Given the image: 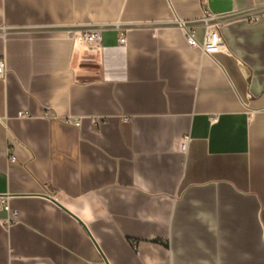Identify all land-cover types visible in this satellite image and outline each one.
<instances>
[{"label": "crops", "instance_id": "obj_1", "mask_svg": "<svg viewBox=\"0 0 264 264\" xmlns=\"http://www.w3.org/2000/svg\"><path fill=\"white\" fill-rule=\"evenodd\" d=\"M207 3L0 0V264H264V0Z\"/></svg>", "mask_w": 264, "mask_h": 264}, {"label": "built area", "instance_id": "obj_2", "mask_svg": "<svg viewBox=\"0 0 264 264\" xmlns=\"http://www.w3.org/2000/svg\"><path fill=\"white\" fill-rule=\"evenodd\" d=\"M202 3L204 14L200 21L201 27L204 29L203 41H198L195 37L194 31L190 30V27L186 26L184 22H180V26L185 30L188 42L191 46L200 48L201 51L206 55L214 56L222 52L224 48V39L221 34V28L227 22V20H225L222 15L211 12L208 7L207 0H202ZM246 18H248L251 22L258 20L257 15L248 16ZM127 32L128 29H122L119 33V43L121 45L126 44ZM81 35L85 42L91 47L99 46L102 42L101 28H85L81 30ZM7 71L8 68L6 60L0 59V81L6 80ZM20 116L24 117V114H20ZM73 123L79 125L80 120H75ZM189 143L190 137L186 136L180 144V150L182 152H186ZM12 160L15 159L12 158ZM3 209L7 213V217L2 220L4 224H6L8 227H11L20 222L19 212L13 209L9 203L4 204Z\"/></svg>", "mask_w": 264, "mask_h": 264}]
</instances>
